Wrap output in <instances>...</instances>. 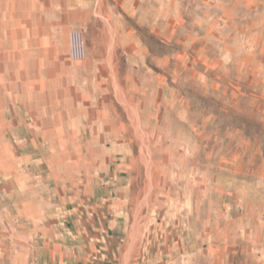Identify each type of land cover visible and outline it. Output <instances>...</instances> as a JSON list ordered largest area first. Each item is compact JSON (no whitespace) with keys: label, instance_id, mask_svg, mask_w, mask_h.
Here are the masks:
<instances>
[{"label":"rangeland","instance_id":"rangeland-1","mask_svg":"<svg viewBox=\"0 0 264 264\" xmlns=\"http://www.w3.org/2000/svg\"><path fill=\"white\" fill-rule=\"evenodd\" d=\"M119 1V43L129 26L150 55L134 104L110 105L116 134L0 104V264H80L81 207L101 214L92 264H264V24L248 6L223 24L233 0Z\"/></svg>","mask_w":264,"mask_h":264},{"label":"crops","instance_id":"crops-1","mask_svg":"<svg viewBox=\"0 0 264 264\" xmlns=\"http://www.w3.org/2000/svg\"><path fill=\"white\" fill-rule=\"evenodd\" d=\"M119 3V0H0V104H28L32 121L61 120L57 129L64 130L68 121V134L72 136L89 139L116 134L110 105L117 100L119 89L124 93L123 103L134 104L136 92L142 87L139 73L144 68L135 65L133 57L146 60L150 55L143 35H137L129 26L122 30L121 36L125 38L119 43V22H124L116 8ZM231 4L223 5L220 20L223 24H230L231 18L244 23L245 13L241 15L238 10L247 6L257 12L264 24V0H233ZM164 6L158 10L163 21ZM176 21L183 23L185 16ZM75 31L83 36L82 58L72 56L71 34ZM119 55L126 57L123 83L118 78ZM5 114V108L0 109V119H5ZM150 116L146 114V119ZM1 133H5L4 129ZM59 133L50 132L47 127L45 135ZM87 144L89 147L90 143ZM89 185L87 182L84 186ZM78 211V217L82 218L80 223L67 225L69 233H74L67 235V240L82 241L80 264H92L101 239L100 234L93 237L91 233L103 231L101 214L93 215V221L88 222L82 221L88 211L82 207ZM108 234L107 231V237Z\"/></svg>","mask_w":264,"mask_h":264},{"label":"built area","instance_id":"built-area-1","mask_svg":"<svg viewBox=\"0 0 264 264\" xmlns=\"http://www.w3.org/2000/svg\"><path fill=\"white\" fill-rule=\"evenodd\" d=\"M73 42H74V56L82 58L84 56V47L82 42V37L80 34H75L73 36Z\"/></svg>","mask_w":264,"mask_h":264}]
</instances>
